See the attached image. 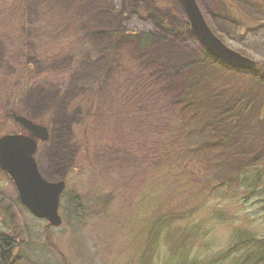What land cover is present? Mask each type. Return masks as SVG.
Returning <instances> with one entry per match:
<instances>
[{
	"label": "rangeland",
	"instance_id": "374dc122",
	"mask_svg": "<svg viewBox=\"0 0 264 264\" xmlns=\"http://www.w3.org/2000/svg\"><path fill=\"white\" fill-rule=\"evenodd\" d=\"M17 2L26 23L45 14L48 26L62 27L64 18L82 31L73 50L38 57L18 53L15 39L0 35V78L14 75L18 58L30 73L18 110L0 115V136L13 133L14 114L46 126L36 162L45 178L66 183L62 224L48 228L0 169V200L12 204L17 220L6 223L0 205V232L13 243L0 264H140L146 253L150 264H181L182 256L225 264L237 255V236L264 237V174L250 196L240 177L247 167H264V0H196L214 34L256 62L247 70L212 58L185 31L180 0ZM147 122L166 124L165 140L176 141L185 157L178 163L192 169L202 191L166 187L155 168L173 161L139 141ZM174 200L185 217L162 230L154 247L152 223ZM171 234H187L186 241L174 244Z\"/></svg>",
	"mask_w": 264,
	"mask_h": 264
},
{
	"label": "trees",
	"instance_id": "16d2710c",
	"mask_svg": "<svg viewBox=\"0 0 264 264\" xmlns=\"http://www.w3.org/2000/svg\"><path fill=\"white\" fill-rule=\"evenodd\" d=\"M1 2H3V4L0 3V35L8 38L13 37L15 39L13 47L15 49L17 47L18 51H21L18 53H33L38 57L40 55L49 54L50 52L55 53V51H57V48L59 51L65 47L73 50L75 48V45L80 40L77 38V30H79V25H77V28H73L68 25L71 22L68 23L67 21H61L64 20V18H60L61 20H58V22H64L62 27H56V25L55 27L53 25L48 26V19L45 17V14L41 17H33L31 18V21L26 23L24 20L25 12H21L20 7L19 10H17V0H2ZM184 29L185 31H187V33H190L189 25L187 23H185ZM70 30L76 32V34H72ZM81 31L82 30L78 31V36L81 35ZM66 34H69L70 36H64ZM148 40H150V37L147 35L145 37V41ZM22 62L24 61L22 59L19 60L18 58L19 65L18 69L14 71V75L0 78V115L3 117H7V115L10 117L15 111L18 110L17 105L24 91L23 84L24 82L25 84L28 83V80L30 79L28 68L24 63L21 64ZM142 107H145V105H143ZM145 118L147 121L146 116ZM166 127V124L163 122L155 124H148L147 122V125L144 127L143 139H139V141L144 142L143 146H145L147 152H162V149L165 152L167 150V152H165L166 156L170 157L173 162L171 163V161H169L166 162L168 164L165 163V165H161L158 166V168H155L159 176L163 180H165L164 183L166 184L167 188L170 187L169 189H172L171 187H174V192L182 191L183 193H185V190L183 189L194 191L196 187H199L198 190L202 191V188L204 186L197 183V181L193 179L192 173L190 176L188 175V173L192 171V169L190 168L189 170H187L189 168L187 164L178 163L180 158H183L184 155L180 154V152L177 151L178 146L175 143L176 141L170 139L171 142L168 143L165 140L164 130L166 129ZM0 129L2 130V128ZM18 130H22V127L19 126V124L15 123L12 127V131L10 132H17ZM168 132L169 135L173 136L176 133V129H174L173 126H169ZM164 152L162 154H164ZM181 168L182 170L187 172V178H183V176L186 175V172L182 175V172L180 171ZM144 170H146V168ZM151 172L153 173V170H151ZM263 174L264 167L259 164H257V166L252 169H248L247 167L240 174L242 182L241 187L245 196L252 195V193L256 189H258V186L263 183ZM173 195L175 197L174 193ZM188 195H194L192 199L195 200V194L190 193ZM174 202V207L172 206V208H168L167 211L162 212V214H158L152 223L153 228L150 230L148 243L154 247L157 244L158 236L162 233V230L166 229L175 220H181L185 217L184 211H182L181 207H179L181 205L180 202L176 200H174ZM0 205L4 206L8 214H14L12 211V204L7 200L1 199ZM20 231L22 246L21 250L23 252L25 250V230L21 229ZM186 235L187 234L176 237L175 234H171V238L174 244L176 243V241L177 243H183L186 241ZM236 238L237 241L231 249L237 252V255L232 261H228L225 264H264V237H257L254 234L245 231ZM11 243L12 239L9 237V235L6 237H1L2 251L0 253V256H3V258H6L8 256ZM154 247H152V251ZM149 256L150 255L146 253V255L143 256L140 264H150L149 260L151 256ZM219 260H211L206 264H223V262ZM222 260H224V258H222ZM4 261H7V259H4ZM180 263L200 264L196 261Z\"/></svg>",
	"mask_w": 264,
	"mask_h": 264
},
{
	"label": "water",
	"instance_id": "95a60500",
	"mask_svg": "<svg viewBox=\"0 0 264 264\" xmlns=\"http://www.w3.org/2000/svg\"><path fill=\"white\" fill-rule=\"evenodd\" d=\"M180 2L191 32L212 58L237 69L247 70L256 66L253 59L228 47L214 34L196 0ZM14 119L27 133L0 136V169L13 180L19 201L30 213L45 219L48 227H58L63 221L59 206L66 183L65 180L51 181L45 178L35 158L39 143L48 139V128L20 114H14Z\"/></svg>",
	"mask_w": 264,
	"mask_h": 264
},
{
	"label": "bare ground",
	"instance_id": "6f19581e",
	"mask_svg": "<svg viewBox=\"0 0 264 264\" xmlns=\"http://www.w3.org/2000/svg\"><path fill=\"white\" fill-rule=\"evenodd\" d=\"M46 100H48V98H47ZM62 194H63V193H62ZM61 196H62V195H61ZM60 201H61V200H60ZM4 209H5V208H4ZM8 217H9L10 220L7 218V221H8V222H6V223L10 224L11 226H13V225H15V224L17 223V222H16V221H17L16 219H15V220L12 219L13 216H12L11 214H9ZM35 217H36V216H35ZM36 218H38V217H36ZM38 219H41V218H38ZM44 220H45V219H44ZM47 225H48V222L46 223V226H47ZM47 227H48V226H47ZM50 227H54V226H50ZM48 228H49V227H48ZM2 236H5V237L8 236L7 231L0 232V250L2 249V248H1V237H2ZM9 237H10V236H9ZM12 245H13V243H11L10 246H12ZM2 247H3V246H2ZM180 262H188V261L185 260V258L182 256L181 259H180Z\"/></svg>",
	"mask_w": 264,
	"mask_h": 264
}]
</instances>
